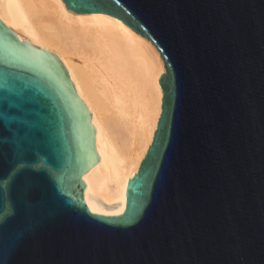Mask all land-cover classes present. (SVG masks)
Listing matches in <instances>:
<instances>
[{
	"label": "water",
	"instance_id": "obj_1",
	"mask_svg": "<svg viewBox=\"0 0 264 264\" xmlns=\"http://www.w3.org/2000/svg\"><path fill=\"white\" fill-rule=\"evenodd\" d=\"M160 53L159 115L120 213L93 211L91 110L0 18V264H264V0H63Z\"/></svg>",
	"mask_w": 264,
	"mask_h": 264
},
{
	"label": "bare ground",
	"instance_id": "obj_2",
	"mask_svg": "<svg viewBox=\"0 0 264 264\" xmlns=\"http://www.w3.org/2000/svg\"><path fill=\"white\" fill-rule=\"evenodd\" d=\"M0 18L63 61L95 129L99 159L83 175L86 203L93 211L120 213L126 181L159 115V51L115 16L74 12L63 0H0Z\"/></svg>",
	"mask_w": 264,
	"mask_h": 264
},
{
	"label": "snow or ice",
	"instance_id": "obj_3",
	"mask_svg": "<svg viewBox=\"0 0 264 264\" xmlns=\"http://www.w3.org/2000/svg\"><path fill=\"white\" fill-rule=\"evenodd\" d=\"M86 2H87V0H86Z\"/></svg>",
	"mask_w": 264,
	"mask_h": 264
}]
</instances>
